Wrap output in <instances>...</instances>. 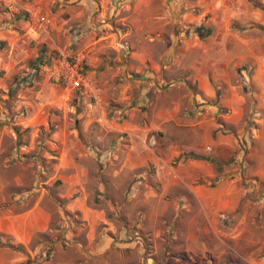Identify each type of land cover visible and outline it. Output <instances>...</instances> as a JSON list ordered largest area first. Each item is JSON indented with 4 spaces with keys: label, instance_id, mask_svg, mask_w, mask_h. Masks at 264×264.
I'll return each mask as SVG.
<instances>
[{
    "label": "crops",
    "instance_id": "crops-1",
    "mask_svg": "<svg viewBox=\"0 0 264 264\" xmlns=\"http://www.w3.org/2000/svg\"><path fill=\"white\" fill-rule=\"evenodd\" d=\"M58 1L69 3V19L52 29H87L89 52H119L118 75L144 92L147 119L137 123L123 107L134 143L115 176L128 172L131 185L116 198L100 181L95 203L88 194L71 202L85 227L68 228L71 243L62 238L48 264H264V0ZM103 156L90 155L102 177ZM87 175L82 168L75 183ZM50 220L38 205L0 217V230L28 243ZM156 225L163 230L148 232L147 246L143 231Z\"/></svg>",
    "mask_w": 264,
    "mask_h": 264
},
{
    "label": "rangeland",
    "instance_id": "rangeland-1",
    "mask_svg": "<svg viewBox=\"0 0 264 264\" xmlns=\"http://www.w3.org/2000/svg\"><path fill=\"white\" fill-rule=\"evenodd\" d=\"M50 1L45 8L38 0H0V217L38 205L51 213L49 229L28 243L21 244L0 230V264H48L52 252L62 246L59 241L70 242L65 234L68 228L85 227L81 213L69 210L70 203L87 194V203H95L100 181L109 184L113 197H123L133 178L128 172L116 177L115 172L122 166L121 157L131 153L134 136L122 130L121 116L127 117L122 109L129 106L130 114L134 109L133 121L137 123L147 119L144 92L118 75L115 58L119 52H89L87 29H52L55 19L56 23L69 19V3ZM36 12L47 18V31L36 29ZM44 51L51 55V62L33 70L31 62ZM64 58L83 67L89 87L76 89L69 81L51 76ZM28 75L32 78L24 80ZM142 76L133 78L142 80ZM51 124L55 130L49 136ZM153 134L147 135L150 147ZM155 134L159 141L161 136ZM98 151L105 155L102 161L108 157L103 177L98 160L90 157ZM178 159H173V167ZM82 168L88 175L75 183L74 175ZM105 205L115 217L116 209L108 200ZM133 208L127 205L129 212ZM128 224V231L136 228L132 222ZM146 228L149 231H143V240L147 246L154 245L146 234L163 227ZM8 241L20 248L8 246ZM158 244L164 248V242Z\"/></svg>",
    "mask_w": 264,
    "mask_h": 264
},
{
    "label": "built area",
    "instance_id": "built-area-1",
    "mask_svg": "<svg viewBox=\"0 0 264 264\" xmlns=\"http://www.w3.org/2000/svg\"><path fill=\"white\" fill-rule=\"evenodd\" d=\"M33 20L35 27L41 32L47 31L48 23L47 18L41 13H34ZM118 47L121 50L130 51L131 45L128 41H121L118 43ZM53 78L64 79L69 81L70 85L76 89H82L89 87V80L86 78L84 72L80 70L79 63L77 61L69 60L64 58L59 66L53 70Z\"/></svg>",
    "mask_w": 264,
    "mask_h": 264
},
{
    "label": "trees",
    "instance_id": "trees-1",
    "mask_svg": "<svg viewBox=\"0 0 264 264\" xmlns=\"http://www.w3.org/2000/svg\"><path fill=\"white\" fill-rule=\"evenodd\" d=\"M20 16H21V15H20ZM22 16H24V15H22ZM25 16H27V15H25ZM51 59H52V58H51V55H47V54L45 53V51L42 52L36 60H34V61L31 62V65H32L33 70L36 71V69H38L39 66H42V65L47 64V63H50V62H51ZM80 70H81L82 72H84L83 67H80ZM84 73H85V72H84ZM31 78H32V76H29V75H28L27 77H25L24 80H29V79H31ZM54 130H55V127H54V125L51 124V125H50V133H49V136H50V134H51ZM188 154H189V152L182 153V154L180 155V157H181V158H182V157H183V158H184V157H187ZM33 157H35V155H33ZM216 169H217L218 172H220L221 169H222V166L217 165V166H216ZM218 179H219V176H218L215 180H218ZM7 245L10 246V247H13V248H20L19 246L14 245L11 241H8V242H7ZM20 246H21V245H20Z\"/></svg>",
    "mask_w": 264,
    "mask_h": 264
},
{
    "label": "water",
    "instance_id": "water-1",
    "mask_svg": "<svg viewBox=\"0 0 264 264\" xmlns=\"http://www.w3.org/2000/svg\"><path fill=\"white\" fill-rule=\"evenodd\" d=\"M194 156H199V157H201L203 159L211 160V157L210 156H202V155H196V154H194Z\"/></svg>",
    "mask_w": 264,
    "mask_h": 264
}]
</instances>
